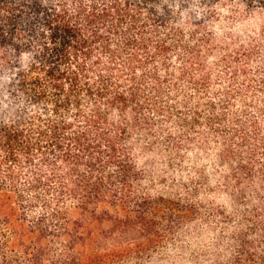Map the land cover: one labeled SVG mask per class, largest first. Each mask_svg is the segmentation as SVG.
Wrapping results in <instances>:
<instances>
[{
  "label": "trees",
  "instance_id": "trees-1",
  "mask_svg": "<svg viewBox=\"0 0 264 264\" xmlns=\"http://www.w3.org/2000/svg\"><path fill=\"white\" fill-rule=\"evenodd\" d=\"M159 3L0 0V264H142L204 210L226 264H264V21L219 39ZM214 152L234 211L200 165L181 198L145 186L141 155L166 181Z\"/></svg>",
  "mask_w": 264,
  "mask_h": 264
},
{
  "label": "rangeland",
  "instance_id": "rangeland-1",
  "mask_svg": "<svg viewBox=\"0 0 264 264\" xmlns=\"http://www.w3.org/2000/svg\"><path fill=\"white\" fill-rule=\"evenodd\" d=\"M158 1L163 2L159 3L161 9L164 6L160 4L165 3L168 6L165 8L167 17L175 21L181 19L184 23L197 19L203 20L219 39H224L228 33H234L243 40H249L251 37L258 36L262 30L264 15H260L259 10L255 13L257 15H250L246 8L251 0ZM239 12L241 17L236 15ZM190 156L191 159L187 164L190 166L175 173L177 176H174L170 171L166 172V181H164L160 177L165 170L161 158L154 154L146 157L141 155L142 161L147 164L149 169L153 170L152 173L156 177L155 185H152V182L147 179L145 186L150 187L153 195L163 193L167 197L178 196L181 198L180 193H186L184 182H189L192 186L191 179L196 175L193 167L200 165L205 168L207 175L211 178V186L217 187L214 192L209 189L205 190L199 198L204 209L214 203L215 207L224 206L228 211H234V198L230 193L220 188L222 186L220 182L223 181V176L228 169L220 165L216 153L209 156L192 153ZM204 212L203 215L196 216L192 222L181 224L178 231L167 238L158 249H155L151 256H147L142 264H226L230 252L228 246L224 247L221 242L222 225H217L216 219L210 218L208 211L204 210ZM231 229L234 231L235 228H230V231L227 232L228 237L232 233Z\"/></svg>",
  "mask_w": 264,
  "mask_h": 264
}]
</instances>
